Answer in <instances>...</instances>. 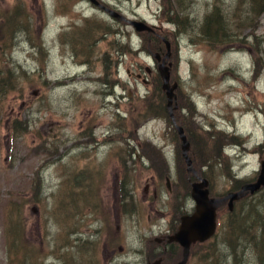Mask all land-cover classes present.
I'll use <instances>...</instances> for the list:
<instances>
[{
	"label": "rangeland",
	"instance_id": "374dc122",
	"mask_svg": "<svg viewBox=\"0 0 264 264\" xmlns=\"http://www.w3.org/2000/svg\"><path fill=\"white\" fill-rule=\"evenodd\" d=\"M96 1L0 0V264H148L165 251L172 263L166 241L194 211L196 176L169 113L148 111L166 99L147 71L158 75L156 54L170 52L174 115L212 195L260 174L264 1L253 36L247 24L235 31L252 0ZM216 4L215 22L233 25L222 40L202 29ZM234 213L247 232L229 236L226 205L188 264H264L248 243L264 226V189Z\"/></svg>",
	"mask_w": 264,
	"mask_h": 264
},
{
	"label": "water",
	"instance_id": "95a60500",
	"mask_svg": "<svg viewBox=\"0 0 264 264\" xmlns=\"http://www.w3.org/2000/svg\"><path fill=\"white\" fill-rule=\"evenodd\" d=\"M91 3L99 5L96 0H91ZM107 12L120 21L128 22L139 33L154 32V28L145 22L128 20L124 16L109 9H107ZM167 46L168 50H170V45L168 43ZM155 58L159 63L158 71L162 80V90L167 98L166 108L169 111L170 118L177 128L178 135L182 142V155L187 163L188 172L197 175L192 158L189 156L191 148L190 142L184 128L177 124L174 115V112L178 109L176 104V91L179 88V84L177 82L172 83L171 80L172 64H168L167 62V59L170 58V52L163 60L159 54H157ZM147 71L151 73L150 69ZM199 180V182L193 183L191 192V197L195 202V212L192 215H184L181 218L178 231L169 238V243H177L183 249V258L178 264H188L192 246L198 243H205L216 234L217 212L221 207L228 205L229 210L232 212L236 202L248 196H253L264 188V160L261 163L260 174L254 182L247 183L243 185L239 191L229 192L226 196L221 198L210 197L209 180L205 178H200ZM148 264H163V260L158 259Z\"/></svg>",
	"mask_w": 264,
	"mask_h": 264
},
{
	"label": "trees",
	"instance_id": "16d2710c",
	"mask_svg": "<svg viewBox=\"0 0 264 264\" xmlns=\"http://www.w3.org/2000/svg\"><path fill=\"white\" fill-rule=\"evenodd\" d=\"M185 0H181L179 2V4L183 3ZM263 1L264 0H252V3H253V9L251 11V14L250 15H253L252 17H250L249 19L248 18H244V19H241V20H244V21H241L237 27H235V31L237 30H240L241 29V25H248V27H252L253 29V32L251 33V36H253L256 31V24L255 22L257 21L258 17L260 16V9L259 7H263ZM243 2V1H242ZM244 3H242L243 5ZM222 12H223V9L222 7L219 6V4H216L214 7H213V10H212V13L206 17L205 21H204V24L202 26V29L203 31L205 32V34L208 36L207 38H214L215 40H222V39H225L226 37H228V33H229V29L233 26L231 23L227 22V20H224V21H221L219 23L215 22L216 20H218L221 16H222ZM173 15L171 18H170V21L171 22H175L177 21V19L179 18V13H176V11L173 12ZM183 20L185 21H189V17L188 18H183ZM243 23V24H241ZM232 37H235V36H232ZM238 42L239 43H246L247 42V37L246 36H243V35H238ZM236 42V40H235ZM164 45V44H163ZM162 45V46H163ZM232 45H228L227 47H231ZM164 47V46H163ZM154 78V83H156V80L159 81V75H155L153 76ZM162 81V80H161ZM164 93V91H163ZM165 94V93H164ZM167 99H165V97H162V101L161 103L158 105V107H150L148 109V111H152V112H159V111H162V112H165V113H169V111L167 110L166 108V104H167ZM176 131V129H174ZM177 132V131H176ZM191 138V137H190ZM192 139V138H191ZM242 187V182H237L234 186V189L233 191H236V190H239L240 188ZM264 189V188H263ZM262 189V190H263ZM261 190V191H262ZM248 199V197L246 198ZM244 199V201L246 200ZM243 201V200H242ZM238 204V203H237ZM220 211V210H219ZM235 211V210H234ZM233 212H230V216H231V221L229 222V226H230V234L229 236L232 234V236H235L238 232H244L245 233L247 232V230H245L246 227L243 226L242 223H240V221H236L235 218V213ZM256 212V211H254ZM257 215L259 218L260 217V212H257ZM257 226H256V229L258 230L259 235L257 234V238L256 240H254L252 242V240L248 239V243H252V244H255L256 245V248H257V255L260 256V257H263L264 255V226H261L262 224L259 222V220L256 221ZM260 230V231H259ZM235 232H237L235 234ZM244 239V238H243ZM242 239V240H243ZM231 241H235L234 239H230ZM246 240V239H245ZM244 240V241H245ZM240 240H238L239 242ZM237 242V243H238ZM234 244V246H232L233 248V251H235L239 245L238 244ZM167 247V246H166ZM170 247V248H169ZM168 248L170 249V251L172 252L171 253V257L175 256L174 260L172 261V263L170 264H177L178 262H180L183 258V254H182V248L177 245V244H172L170 246H168ZM179 249L181 250L179 252ZM177 251V252H176ZM167 254V253H166ZM164 254V256L166 255ZM173 254V255H172ZM232 255V254H231ZM163 256V257H164ZM171 257L169 258V260L171 259ZM235 257V258H234ZM236 260V253L234 252L233 253V256L232 258L230 259L231 260ZM165 260V258H164ZM228 262V261H227ZM236 263V262H235ZM166 264V263H165ZM225 264V263H224ZM232 264V263H231Z\"/></svg>",
	"mask_w": 264,
	"mask_h": 264
},
{
	"label": "flooded vegetation",
	"instance_id": "af4514ba",
	"mask_svg": "<svg viewBox=\"0 0 264 264\" xmlns=\"http://www.w3.org/2000/svg\"><path fill=\"white\" fill-rule=\"evenodd\" d=\"M153 73V72H152ZM152 76H153V74H151ZM167 179H169V178H167ZM198 180V179H197ZM168 181V180H167ZM168 183H169V181H168ZM191 183V182H190ZM192 184V183H191ZM172 191V189L170 188V192ZM185 211H186V209H184ZM180 221V220H179ZM168 243V242H167Z\"/></svg>",
	"mask_w": 264,
	"mask_h": 264
}]
</instances>
